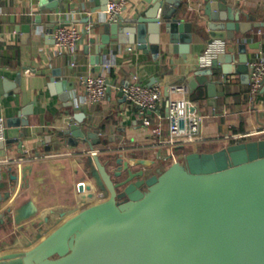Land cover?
I'll list each match as a JSON object with an SVG mask.
<instances>
[{"label":"crops","instance_id":"obj_1","mask_svg":"<svg viewBox=\"0 0 264 264\" xmlns=\"http://www.w3.org/2000/svg\"><path fill=\"white\" fill-rule=\"evenodd\" d=\"M134 1L137 0H128L120 13H129ZM227 1L245 10L247 14L242 19L261 23L247 34L237 32L234 42L237 45L244 42L248 62L264 57V0ZM185 3L190 19L201 17L203 23L207 21L204 0H185ZM39 5V0H0V114L6 118L16 116L24 107L32 105L29 124L20 127L24 134L22 143L9 141L0 149V169L13 168L19 178L11 191V199L1 204L0 214L8 208L12 210L5 216L8 223H0V256L28 247L58 224L63 217L52 215V211L69 209L77 214L99 204V198L80 200L77 190V184L84 181L93 184L97 192L104 191L95 153L102 162L120 153L133 168L153 175L165 170L182 154L215 151L230 143L264 136V91L261 89L252 96L250 69L249 77L240 72L225 74L217 69L222 80L217 90L222 93L214 98L215 104L206 84L191 87L189 107L205 117L201 138L195 143H167L170 131L166 100L158 110L148 112L155 123L164 124L163 133L156 135L151 127L144 125L139 107L120 95L133 74L139 75L148 86L160 85L165 97L169 95L170 83H189L199 66L198 56L209 43L205 29L203 35L194 30L186 59L178 47L173 49L171 45L166 55V41L161 43L158 56L139 48L137 43L121 46L114 43L98 51L97 42L92 39L103 32L99 23L110 18L107 9L92 11L95 0H62L52 11H41ZM39 14L41 20L37 22ZM86 18L92 20L86 21ZM27 24L31 25L30 30L25 28ZM60 24L75 25L81 31L91 26L75 54L57 46L54 31ZM129 47H133L132 51ZM58 68L62 74L57 79H69L75 86L52 94L47 84ZM89 74H104L109 80L105 100L92 103L84 99L80 76ZM77 112L86 114L84 121L98 131L107 149L96 145L97 151H92L85 143L65 144L60 133L69 127ZM160 113L164 115L162 119ZM8 129L6 140L10 138ZM7 189L0 186V192ZM24 204L29 212L17 222V207ZM46 216L51 222H46Z\"/></svg>","mask_w":264,"mask_h":264},{"label":"water","instance_id":"obj_2","mask_svg":"<svg viewBox=\"0 0 264 264\" xmlns=\"http://www.w3.org/2000/svg\"><path fill=\"white\" fill-rule=\"evenodd\" d=\"M39 1L41 11H52L62 0ZM95 1L92 11L107 9L109 0ZM204 3L208 17L205 23L201 17L189 18L185 0L134 1L129 13L99 23L103 32L92 41L97 42L98 51L114 43H137L155 56L166 41V55L171 47H178L186 59L194 30L203 35L205 29L208 42L229 40L226 51L210 66L196 67L189 82L192 88L206 84L215 104L214 98L222 93L217 90L222 83L217 69L249 77L247 47L244 42H234L236 33L247 34L261 23L242 19L245 10L227 0ZM40 20L39 14L36 21ZM25 28L30 30L31 25ZM61 74L58 68L50 77L47 85L52 94L75 86L69 79H57ZM120 95L126 98L123 88ZM31 112L30 104L7 118L10 138L0 140V149L9 141L22 143L20 127L29 124ZM85 117V113H75L61 137L65 144L85 143L97 151L102 139L92 125L87 126ZM94 157L100 165L104 191L95 190L90 196L99 198V204L77 214L69 209L52 211L62 220L28 247L0 256V264H264V136L215 151L182 154L153 175L133 168L120 153L106 162L98 153ZM12 170L0 169V186L9 188L0 192V209L19 182ZM88 188L93 189V185ZM79 189L84 191L85 184L81 183ZM11 210L0 214L1 225L8 223L5 216ZM28 212L25 204L17 207L16 221ZM45 220L51 222L49 216Z\"/></svg>","mask_w":264,"mask_h":264},{"label":"built area","instance_id":"obj_3","mask_svg":"<svg viewBox=\"0 0 264 264\" xmlns=\"http://www.w3.org/2000/svg\"><path fill=\"white\" fill-rule=\"evenodd\" d=\"M128 0H109L107 11L110 13V19L119 14L126 6ZM240 0H238L239 2ZM193 4V3H192ZM91 26H87L85 31H81L75 25L60 24L54 31V38L60 49H68L75 54L81 43L85 32H89ZM228 41L225 39H214L209 42L205 50L198 56V65L207 67L218 54L226 51ZM133 47H129L132 51ZM250 69V90L252 96H256L264 86V57L255 58L248 62ZM106 67H110L108 64ZM80 81L83 86L85 97L88 102L97 103L105 100L109 91V82L104 74L81 75ZM191 87L186 81H176L168 85V97H165L160 85L148 86L141 81L137 74H133L127 84L123 87L126 98L139 107L143 115L144 125L151 127L153 134L161 135L164 124L155 123L148 115L149 111L158 110L164 100L167 102L166 118L169 121L170 138L167 141L170 145L176 143H195L201 136V128L204 122V114L191 110L189 107L188 95ZM162 119L164 115L159 114ZM183 123V126L181 125ZM7 118L0 114V140H6L7 137ZM81 183L85 184L84 191L79 189ZM89 183L79 182L77 190L80 200H93L90 196L95 191L88 188Z\"/></svg>","mask_w":264,"mask_h":264},{"label":"bare ground","instance_id":"obj_4","mask_svg":"<svg viewBox=\"0 0 264 264\" xmlns=\"http://www.w3.org/2000/svg\"><path fill=\"white\" fill-rule=\"evenodd\" d=\"M50 161V160H49ZM56 163V162H55ZM55 166V165H54ZM55 170V169H54ZM35 177V176H34ZM41 178V177H40ZM34 179V178H33ZM40 185V184H39ZM37 187V186H36ZM34 191V190H33ZM40 192V191H39ZM60 193V192H59ZM69 195V194H68ZM60 196V195H59ZM47 205V204H46Z\"/></svg>","mask_w":264,"mask_h":264}]
</instances>
